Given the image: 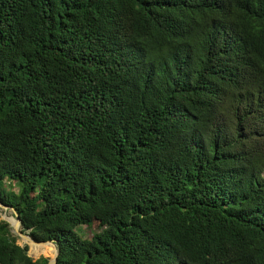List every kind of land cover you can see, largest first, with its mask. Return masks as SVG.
Segmentation results:
<instances>
[{
  "label": "trees",
  "instance_id": "trees-1",
  "mask_svg": "<svg viewBox=\"0 0 264 264\" xmlns=\"http://www.w3.org/2000/svg\"><path fill=\"white\" fill-rule=\"evenodd\" d=\"M0 203L56 264H264V0H0Z\"/></svg>",
  "mask_w": 264,
  "mask_h": 264
},
{
  "label": "rangeland",
  "instance_id": "rangeland-1",
  "mask_svg": "<svg viewBox=\"0 0 264 264\" xmlns=\"http://www.w3.org/2000/svg\"><path fill=\"white\" fill-rule=\"evenodd\" d=\"M5 184L8 187L7 181H5ZM11 188H13V190H16V186H14V185H12ZM10 218L15 219L14 210L9 208V207L0 206V221H5L8 223V227H9L12 235L17 237L16 238L17 243L21 246L27 245V252L33 259H37L40 256L46 257L49 260L52 259L51 256L53 254V249L51 247H41L40 248L41 250L39 249L37 252V256L33 255L32 251H31V247L26 243V241L23 238V237H25L26 232L24 233L21 231V226L19 223H18V227L14 228L12 225V220H10ZM76 230L81 235V237L91 238L92 234L94 232H97L99 229H98V227L96 228V227H87L84 225H80L76 228ZM19 231L21 232L20 234L18 233ZM52 245L54 247L55 254H56V247L57 246L55 244H52Z\"/></svg>",
  "mask_w": 264,
  "mask_h": 264
},
{
  "label": "water",
  "instance_id": "water-1",
  "mask_svg": "<svg viewBox=\"0 0 264 264\" xmlns=\"http://www.w3.org/2000/svg\"><path fill=\"white\" fill-rule=\"evenodd\" d=\"M0 206H3V207H8V206H6V205H3V204H1L0 203ZM9 208H11V207H9ZM11 209H13V208H11ZM14 210V209H13ZM14 215H15V219L18 221V223L20 224V226H21V223H20V218H19V216H18V214H17V212L14 210ZM21 231L22 232H24L23 230H22V226H21ZM19 234L21 233L20 231L18 232ZM25 233V232H24ZM25 237H27V238H29V239H31L33 242H35V243H52V244H55V242L54 241H35V240H33V238L28 234V232H26L25 233ZM56 245V244H55ZM59 254V248L58 247H56V254L54 255V257L52 258V259H48V263L49 264H56V261H57V255ZM29 255V254H28ZM30 256V255H29Z\"/></svg>",
  "mask_w": 264,
  "mask_h": 264
},
{
  "label": "bare ground",
  "instance_id": "bare-ground-1",
  "mask_svg": "<svg viewBox=\"0 0 264 264\" xmlns=\"http://www.w3.org/2000/svg\"><path fill=\"white\" fill-rule=\"evenodd\" d=\"M10 220H12L13 227L14 228H17V221H16V219H14V221H13V218H10ZM23 238H24V240L26 241L27 244H29V245H31L33 247H37V248H41V247H51L53 249V254H52V257L51 258L54 257L55 250H54V247H53V245L51 243H36L35 244V242H33L31 239H29L27 237H23Z\"/></svg>",
  "mask_w": 264,
  "mask_h": 264
}]
</instances>
